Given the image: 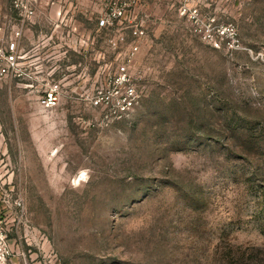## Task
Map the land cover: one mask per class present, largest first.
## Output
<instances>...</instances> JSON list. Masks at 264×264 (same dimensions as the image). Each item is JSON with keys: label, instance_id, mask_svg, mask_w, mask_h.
I'll return each instance as SVG.
<instances>
[{"label": "rangeland", "instance_id": "obj_1", "mask_svg": "<svg viewBox=\"0 0 264 264\" xmlns=\"http://www.w3.org/2000/svg\"><path fill=\"white\" fill-rule=\"evenodd\" d=\"M86 5L37 0L0 78V264H264V0L208 1L237 32L220 48L180 9L136 37ZM123 67L119 118L95 96Z\"/></svg>", "mask_w": 264, "mask_h": 264}, {"label": "built area", "instance_id": "obj_2", "mask_svg": "<svg viewBox=\"0 0 264 264\" xmlns=\"http://www.w3.org/2000/svg\"><path fill=\"white\" fill-rule=\"evenodd\" d=\"M37 0H11V8L16 13L18 22L10 26V32L7 31L8 22L4 20L5 16L2 13L0 5V78L9 76H20L22 74L19 59V44L22 37L23 26L35 14V4ZM135 0H109L106 6V12L99 19L100 26H110L115 22L123 23L126 16L128 17V9L133 6ZM188 14V18L196 26V31L199 36L210 45L220 48L224 38L229 33L233 44L238 40L237 32L234 28H229L228 25L213 17L204 16L198 6L183 5L180 8V14ZM135 27L133 33L136 37H141L144 31V24L140 21H132L131 25ZM138 50L137 45H133L125 56V62L130 66L136 56ZM121 74L114 80L116 91L99 90L95 96L96 102H116L114 104L115 116L122 118L127 115L129 110L137 102L138 94L134 84L130 83L128 71L125 67L122 68ZM122 89H118L117 87ZM60 85L57 83L50 84L44 95L42 96L41 104L45 109H52L58 106L60 102ZM6 246H0V257H5L9 253Z\"/></svg>", "mask_w": 264, "mask_h": 264}, {"label": "crops", "instance_id": "obj_3", "mask_svg": "<svg viewBox=\"0 0 264 264\" xmlns=\"http://www.w3.org/2000/svg\"><path fill=\"white\" fill-rule=\"evenodd\" d=\"M86 1V6H88L86 10L92 13L94 11L99 12L102 9L104 10L109 3V0ZM208 1L209 0H135L133 6L128 9V17L126 16L124 19L123 25L127 27V24H131L132 21L143 22L144 26H148L152 22H156L157 24H163L168 21L172 22L174 18H168L169 14L173 13V15H179L180 6L186 2H188V6H198L203 15L213 17L217 20V10H210L208 8ZM224 13V16H226V9ZM219 17V21H221V14Z\"/></svg>", "mask_w": 264, "mask_h": 264}]
</instances>
